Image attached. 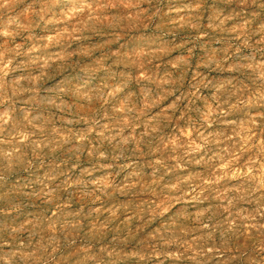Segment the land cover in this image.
Masks as SVG:
<instances>
[{
    "label": "clouds",
    "instance_id": "obj_1",
    "mask_svg": "<svg viewBox=\"0 0 264 264\" xmlns=\"http://www.w3.org/2000/svg\"><path fill=\"white\" fill-rule=\"evenodd\" d=\"M0 264H264V0H0Z\"/></svg>",
    "mask_w": 264,
    "mask_h": 264
}]
</instances>
